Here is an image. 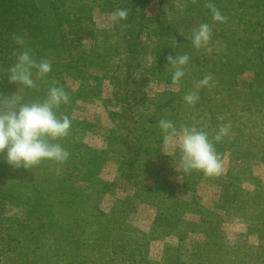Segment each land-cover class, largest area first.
<instances>
[{"label":"rangeland","instance_id":"obj_1","mask_svg":"<svg viewBox=\"0 0 264 264\" xmlns=\"http://www.w3.org/2000/svg\"><path fill=\"white\" fill-rule=\"evenodd\" d=\"M44 2L66 15L75 43L48 40L33 55L52 64L33 89L3 81L0 69V106L15 92L34 101L62 87L70 99L58 114L71 128L59 142L70 156L17 169L0 154V264H264V0H151L134 65L122 23L110 19L117 0ZM202 23L212 37L197 49ZM185 54L177 86L167 57ZM160 119L210 139L230 124L213 140L222 174L183 172ZM37 185L53 188L35 203Z\"/></svg>","mask_w":264,"mask_h":264},{"label":"clouds","instance_id":"obj_2","mask_svg":"<svg viewBox=\"0 0 264 264\" xmlns=\"http://www.w3.org/2000/svg\"><path fill=\"white\" fill-rule=\"evenodd\" d=\"M212 19L224 22L226 19L219 9L209 4ZM128 11L117 9L111 13L113 23L126 20ZM212 37V29L207 23L200 24L191 35L193 47L199 49L206 46ZM13 41L23 49L16 55L15 62L8 69L7 81L13 85H21L24 89L36 87V80L46 77L52 70L47 59L37 60L26 47L23 36L14 35ZM188 55L167 57L168 63L174 68L172 83L179 85L188 65ZM212 76H205L195 85L196 91L184 96L188 105L196 104L200 97L198 90L209 86ZM69 95L62 87L52 85L46 95L39 100L25 101L16 92L10 96L7 106H0V154L7 164L13 168L30 169L42 161L49 160L63 164L70 153L59 142L68 136L71 120L68 116L58 114L62 104L69 102ZM158 126L165 134L166 143L178 148L180 153L179 167L183 172H202L205 176H218L223 172V165L215 150L213 140L220 141L231 131L230 124L219 127L215 136L195 126H182L177 130L172 121L160 119Z\"/></svg>","mask_w":264,"mask_h":264},{"label":"trees","instance_id":"obj_3","mask_svg":"<svg viewBox=\"0 0 264 264\" xmlns=\"http://www.w3.org/2000/svg\"><path fill=\"white\" fill-rule=\"evenodd\" d=\"M40 1L41 0H0V69L1 79H3V81H7L9 67L15 62L16 55L23 50L15 45L13 41L14 35L23 36L26 41V47L30 50L31 54H38V56L39 52L41 53L48 47V40L58 38L57 44L61 41H70V45L75 43V39L68 37V35L73 34V31L70 30L69 21H66L68 20L66 15L63 16V13L60 12L57 7H51L49 4L47 5L46 2H44L46 7L40 5ZM150 1L151 0H117V2H119L118 9H126L128 11L127 19L120 23H122L124 27V35L126 32L125 36L128 38L124 46L128 55V64L131 65H134L136 62L135 59L138 58L139 55L140 41L138 37L140 27L143 25L145 8ZM157 1L163 2L164 0ZM20 13H22V15ZM62 24L68 25L67 31L65 30V26L60 27ZM34 40L38 42L36 43ZM42 40L44 43H41ZM58 65L62 66L63 64L53 63V66ZM137 148L138 146L136 145L135 149ZM46 188L52 189L53 187L49 185H37L32 188L35 203L40 200L41 197L39 194L45 192ZM3 191L4 190H2V192Z\"/></svg>","mask_w":264,"mask_h":264}]
</instances>
